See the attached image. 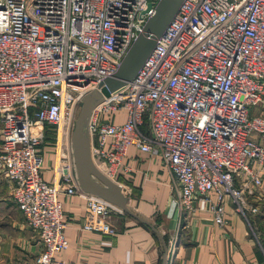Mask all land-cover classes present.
Returning <instances> with one entry per match:
<instances>
[{
	"label": "built area",
	"instance_id": "obj_1",
	"mask_svg": "<svg viewBox=\"0 0 264 264\" xmlns=\"http://www.w3.org/2000/svg\"><path fill=\"white\" fill-rule=\"evenodd\" d=\"M156 2L0 0V177L36 236L39 264H64L58 196L79 192L75 105L116 70ZM86 132L93 167L119 189L132 147L168 171L179 209L205 207L218 226L226 201L256 213L248 198L264 182V0H181L131 80L91 108ZM46 140L50 181L40 172ZM110 206L87 198L81 229L112 234Z\"/></svg>",
	"mask_w": 264,
	"mask_h": 264
},
{
	"label": "crops",
	"instance_id": "obj_2",
	"mask_svg": "<svg viewBox=\"0 0 264 264\" xmlns=\"http://www.w3.org/2000/svg\"><path fill=\"white\" fill-rule=\"evenodd\" d=\"M41 175L52 178V144L39 146ZM122 162L130 170L118 174L120 192L126 206L145 219L162 237L166 247L176 239L169 264H261L264 260V182L250 205L256 213L236 212L226 201L224 224L213 222L212 214L199 206L193 212L179 209L175 203L172 178L168 171L146 153L129 147ZM87 195L76 192L59 194L67 248L59 255L64 264H160L162 246L146 225L122 213L115 206L105 212L112 234L83 231ZM36 236L24 225L9 192L0 177V264H39L36 261Z\"/></svg>",
	"mask_w": 264,
	"mask_h": 264
},
{
	"label": "water",
	"instance_id": "obj_3",
	"mask_svg": "<svg viewBox=\"0 0 264 264\" xmlns=\"http://www.w3.org/2000/svg\"><path fill=\"white\" fill-rule=\"evenodd\" d=\"M181 0H157L153 11L144 21L140 32L131 42L116 70L102 79L96 87L81 96L75 107L78 108L73 119L70 135V154L72 176L76 189L90 198L100 199L115 206L122 213L146 225L158 237L162 246L160 264H169L166 245L158 231L145 219L132 213L126 206V197L119 187L106 179L92 165L89 156V139L86 121L91 108L110 92L130 81L142 62L153 48L156 39L162 34L176 12ZM150 9L147 6L145 12Z\"/></svg>",
	"mask_w": 264,
	"mask_h": 264
}]
</instances>
